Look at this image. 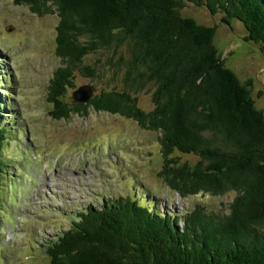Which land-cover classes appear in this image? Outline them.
Here are the masks:
<instances>
[{
  "label": "trees",
  "instance_id": "trees-1",
  "mask_svg": "<svg viewBox=\"0 0 264 264\" xmlns=\"http://www.w3.org/2000/svg\"><path fill=\"white\" fill-rule=\"evenodd\" d=\"M38 16L57 14L54 71L47 101L53 119L89 109L131 119L159 133L162 183L181 198L235 192L229 213L197 207L181 216L152 210L131 196L84 205L44 248L49 264H264V114L250 84L227 68L215 27L184 17L186 4L205 7L264 55V0H16ZM100 54V65L84 64ZM122 74V90L86 104L67 103L76 72ZM99 73V74H98ZM149 88L151 110L135 94ZM0 106V207L13 169L3 156L8 136ZM182 156L196 159L191 162ZM7 189V190H6ZM155 203V201H151Z\"/></svg>",
  "mask_w": 264,
  "mask_h": 264
},
{
  "label": "rangeland",
  "instance_id": "rangeland-1",
  "mask_svg": "<svg viewBox=\"0 0 264 264\" xmlns=\"http://www.w3.org/2000/svg\"><path fill=\"white\" fill-rule=\"evenodd\" d=\"M182 15L216 28L214 44L225 66L243 84L249 82L254 105L264 114V56L244 41V27L238 21L227 25L222 14L193 4H186ZM58 21L57 14L38 16L16 0H0V106L3 122L15 130L3 150L13 171L0 207V264H49L42 247L68 228L81 206H99L107 197L131 196L177 216L197 207L229 213L235 192L181 198L162 183L158 132L93 109L68 119L49 115V82L63 66L55 54ZM100 60L105 58L90 55L84 64ZM99 73L91 79L76 72L67 103L75 102L73 92L84 85L93 87V96L122 90V74L110 67ZM151 93L147 88L135 94L141 109L153 108Z\"/></svg>",
  "mask_w": 264,
  "mask_h": 264
},
{
  "label": "water",
  "instance_id": "water-1",
  "mask_svg": "<svg viewBox=\"0 0 264 264\" xmlns=\"http://www.w3.org/2000/svg\"><path fill=\"white\" fill-rule=\"evenodd\" d=\"M246 43H248V42H246ZM251 45H253V44H251ZM253 46H255V45H253ZM255 47L258 48L257 46H255ZM258 50H259V48H258ZM260 53L263 55V53L261 51H260ZM93 95H94V89H93V87L90 86V85H84V86L78 87L73 92V99H74V101L76 103L86 104V103H88L91 100V98L93 97Z\"/></svg>",
  "mask_w": 264,
  "mask_h": 264
}]
</instances>
